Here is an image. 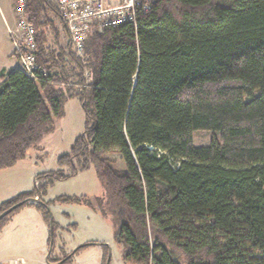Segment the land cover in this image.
Masks as SVG:
<instances>
[{
  "label": "trees",
  "instance_id": "trees-1",
  "mask_svg": "<svg viewBox=\"0 0 264 264\" xmlns=\"http://www.w3.org/2000/svg\"><path fill=\"white\" fill-rule=\"evenodd\" d=\"M26 19L48 75L1 73L0 170L53 132L70 100L86 122L58 159L71 172L42 173L43 188L0 214L25 201L51 226L48 185L94 167L125 262L264 264V0H154L137 25L92 29L81 56L61 41L68 31L51 0H27ZM199 130L217 135L196 145ZM95 244L106 264L109 245L95 242L58 261Z\"/></svg>",
  "mask_w": 264,
  "mask_h": 264
},
{
  "label": "rangeland",
  "instance_id": "rangeland-1",
  "mask_svg": "<svg viewBox=\"0 0 264 264\" xmlns=\"http://www.w3.org/2000/svg\"><path fill=\"white\" fill-rule=\"evenodd\" d=\"M0 5V49L12 50L14 44L3 19L6 17L8 27L16 28V0H0ZM52 16L58 24V19ZM54 36H51L52 40ZM61 36V41H70L69 34L67 36L62 32ZM14 53L13 56L20 60L15 49ZM85 122L86 115L79 100H70L65 116L57 120L55 130L39 145L32 147L16 165L0 170V205L21 193L34 190L37 185L43 188L46 179L40 175L44 172L63 170L70 173L71 167H61L58 159L70 151L73 142L84 131ZM216 135L199 130L194 134V142L196 145L209 144ZM108 157L117 169L125 168L120 154ZM105 196V186L94 167L48 185L43 199L49 203L47 210L53 219V243L50 241V226L39 207L23 205L9 214L0 226V264H57L71 251L91 242L109 245V264H126L114 224L102 211ZM100 248V244L85 246L67 264H100ZM103 252L106 253L105 248Z\"/></svg>",
  "mask_w": 264,
  "mask_h": 264
},
{
  "label": "built area",
  "instance_id": "built-area-1",
  "mask_svg": "<svg viewBox=\"0 0 264 264\" xmlns=\"http://www.w3.org/2000/svg\"><path fill=\"white\" fill-rule=\"evenodd\" d=\"M63 19L70 42L78 55L85 51L86 39L92 29L100 33L124 24L137 25L139 13L150 11L154 0H51ZM27 0H16V28H9L14 49L20 56L21 69L34 80L47 76L37 62L36 30L26 19Z\"/></svg>",
  "mask_w": 264,
  "mask_h": 264
},
{
  "label": "crops",
  "instance_id": "crops-1",
  "mask_svg": "<svg viewBox=\"0 0 264 264\" xmlns=\"http://www.w3.org/2000/svg\"><path fill=\"white\" fill-rule=\"evenodd\" d=\"M0 8H1V5H0ZM3 21H4V24H5L6 29H7L6 30L7 31V34H9V32H8V26H10V25L7 22L6 17H4ZM14 54H15L14 53V49H12V50H10V49H8V50H1L0 49V76H1V73H8L9 71H11V70H13V69H15L17 67H20V60H19L18 57H14L13 56ZM32 205L37 206L36 204H32ZM100 246H102V245H100ZM103 248L104 247L102 246V248L99 249V250H102V252H100V254H101V263L100 264H103V257L105 255V252H103ZM125 263L126 264H131L129 262H125Z\"/></svg>",
  "mask_w": 264,
  "mask_h": 264
},
{
  "label": "water",
  "instance_id": "water-1",
  "mask_svg": "<svg viewBox=\"0 0 264 264\" xmlns=\"http://www.w3.org/2000/svg\"><path fill=\"white\" fill-rule=\"evenodd\" d=\"M37 200H39L38 202L41 201V200L38 199V198H31V199H30V202H37ZM24 202H25V201H21V202L15 204V205H13L12 207H10L9 209H7V210L4 211L3 213H1V214H0V220H1L3 217H5L6 215L10 214V213H11L12 211H14L16 208L20 207ZM50 224H51V226H50V237H51V241H52V243H53V235H54V233H53V219H52V218H51V220H50ZM64 261H65V259L59 261L57 264H63ZM109 263H110V255H109V257L107 258V261H106V264H109Z\"/></svg>",
  "mask_w": 264,
  "mask_h": 264
}]
</instances>
